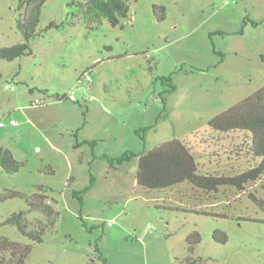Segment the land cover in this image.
<instances>
[{
  "label": "rangeland",
  "instance_id": "1",
  "mask_svg": "<svg viewBox=\"0 0 264 264\" xmlns=\"http://www.w3.org/2000/svg\"><path fill=\"white\" fill-rule=\"evenodd\" d=\"M76 1L82 0H47L32 54L0 60V146L23 164L13 175L0 168V192L31 196L36 186H47L58 214L24 264H180L193 231L200 243L192 257L200 264H264V206L249 198L264 203V176L243 193L226 188L207 196L188 185L149 191L136 184L137 159L120 167L99 159L178 139L192 148L201 174L243 172L246 160L231 150L242 135L219 143L208 122L264 86V0H129L120 26L77 18L74 26L45 31L78 15ZM154 5L164 7L163 21ZM17 6L18 0H0V48L24 41ZM151 126L143 146L134 131ZM93 140L91 152L83 142ZM224 153H231L230 162ZM90 173L94 186L79 203L72 193L89 185ZM26 210L21 198L0 202V237L28 243L3 225ZM35 218L43 220L27 215ZM216 231L226 243L214 240Z\"/></svg>",
  "mask_w": 264,
  "mask_h": 264
},
{
  "label": "trees",
  "instance_id": "2",
  "mask_svg": "<svg viewBox=\"0 0 264 264\" xmlns=\"http://www.w3.org/2000/svg\"><path fill=\"white\" fill-rule=\"evenodd\" d=\"M47 0H18L17 11L19 19L17 29L23 35L24 41L10 47L0 48V60L11 62L32 54L30 42L39 34L36 31L42 8ZM72 5L78 10V15H72L69 20L60 24L49 23L45 31L55 29L62 30L65 27L75 25V19L82 18L88 24H100L106 20L112 27L120 26L122 20L129 16V0H82L73 2ZM161 13L156 16V12ZM153 13L157 21L165 19L164 7L153 6ZM253 27L259 23L245 19ZM241 29L237 34H242ZM216 34L224 35L222 32ZM215 35V34H212ZM223 61V54L216 52ZM167 93L175 91L171 78H166ZM57 97V96H56ZM159 119V117H158ZM151 127L136 129L135 135L140 139L143 146L146 144L145 133ZM210 133L215 135L217 142L221 137L229 135H242L239 148H231L235 158L243 157L248 167L241 173L236 174H201L199 164L196 161L192 148L188 142L171 139L149 150L145 148L138 152L125 150L119 157L108 158L103 155L99 159L106 160L111 166H122L137 159V171L135 174L136 184L142 189L149 191H166L182 185H188L193 191L204 195H218L222 189H234L243 193L248 184H254L264 176V86L254 91L251 95L232 105L222 113L216 115L208 122ZM93 152L96 141H85ZM93 155V153H92ZM93 158L95 156L93 155ZM96 159V158H95ZM23 166L18 162L11 151L0 146V168L7 175L16 174ZM50 174L52 172H49ZM94 186V177L90 173L89 185L80 192L73 191L74 198L81 203V194L87 193ZM36 191L31 196H26L18 191L4 190L0 192V202L21 198L27 205L26 211L11 214L3 225L15 227L17 233L28 240L21 244L5 237H0V264H24L34 244L42 243L44 235L51 231L57 221L58 214L53 209L55 201L50 197V188L44 185L35 187ZM250 200L259 205L264 203L257 200L253 194H249ZM179 209V208H176ZM180 210V209H179ZM183 210V209H182ZM196 215L209 217H227L225 214L213 213L201 208L190 207L184 210ZM36 213L43 218L27 219V215ZM219 235V238H217ZM215 241L224 244L226 236L221 232H214ZM188 256L180 264H200V259L192 257L194 248L200 243L197 231L189 234L185 240Z\"/></svg>",
  "mask_w": 264,
  "mask_h": 264
},
{
  "label": "built area",
  "instance_id": "3",
  "mask_svg": "<svg viewBox=\"0 0 264 264\" xmlns=\"http://www.w3.org/2000/svg\"><path fill=\"white\" fill-rule=\"evenodd\" d=\"M87 79H88V78H87ZM88 80H89V79H88ZM9 89H10V90H13L12 87L9 88ZM70 100H71V101H76V99H75V97H74L73 95L70 96ZM33 105H35V106H39V105H41V103H40L39 100H35V101L33 102ZM10 124H11V125H16L17 123H16L15 121H11ZM0 126H1V127H4L5 125H4L2 122H0Z\"/></svg>",
  "mask_w": 264,
  "mask_h": 264
},
{
  "label": "crops",
  "instance_id": "4",
  "mask_svg": "<svg viewBox=\"0 0 264 264\" xmlns=\"http://www.w3.org/2000/svg\"><path fill=\"white\" fill-rule=\"evenodd\" d=\"M222 140V139H221ZM221 141H219L220 143ZM231 154V153H230ZM228 153H224V156L226 157V162H230L231 161V158L229 157ZM221 154H217L216 152L214 153L213 157L216 159V161L221 157L220 156ZM212 163V162H211ZM211 163L209 165H211ZM216 163V162H215ZM232 169V168H231ZM200 170V169H199ZM215 174H218V173H215ZM220 174H225L224 172L223 173H220ZM227 174H232V173H227Z\"/></svg>",
  "mask_w": 264,
  "mask_h": 264
}]
</instances>
